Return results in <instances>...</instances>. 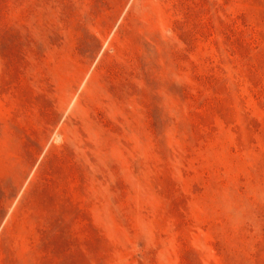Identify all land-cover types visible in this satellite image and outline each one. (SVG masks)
I'll return each mask as SVG.
<instances>
[{"label": "rangeland", "instance_id": "374dc122", "mask_svg": "<svg viewBox=\"0 0 264 264\" xmlns=\"http://www.w3.org/2000/svg\"><path fill=\"white\" fill-rule=\"evenodd\" d=\"M0 264H264V0H0Z\"/></svg>", "mask_w": 264, "mask_h": 264}]
</instances>
